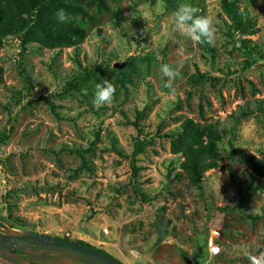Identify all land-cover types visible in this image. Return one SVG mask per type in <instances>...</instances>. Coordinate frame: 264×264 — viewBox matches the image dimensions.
<instances>
[{"label":"rangeland","instance_id":"374dc122","mask_svg":"<svg viewBox=\"0 0 264 264\" xmlns=\"http://www.w3.org/2000/svg\"><path fill=\"white\" fill-rule=\"evenodd\" d=\"M182 4L213 18V45L175 30ZM38 26L0 36L3 228L121 264L264 254V0H60ZM104 80L116 92L97 108Z\"/></svg>","mask_w":264,"mask_h":264},{"label":"water","instance_id":"95a60500","mask_svg":"<svg viewBox=\"0 0 264 264\" xmlns=\"http://www.w3.org/2000/svg\"><path fill=\"white\" fill-rule=\"evenodd\" d=\"M0 264H121L58 237L0 227Z\"/></svg>","mask_w":264,"mask_h":264},{"label":"clouds","instance_id":"9594fccd","mask_svg":"<svg viewBox=\"0 0 264 264\" xmlns=\"http://www.w3.org/2000/svg\"><path fill=\"white\" fill-rule=\"evenodd\" d=\"M199 9L189 5L182 4L172 15V21L175 30L186 35L191 40L197 43H206L213 45L217 39V29L212 17L199 16L197 12ZM56 19L60 23H67L71 21V16L64 10L59 9L56 12ZM125 23L123 25H128ZM164 77L168 78L169 82L175 80L179 76V70H174L170 65L163 64L160 68ZM87 95V90H83ZM116 88L111 81L104 80L102 84L96 85V93L93 99V104L97 108L110 105L113 103ZM170 94L175 95L176 90L170 88ZM216 254H219L221 249L217 246L212 249ZM251 264H264V254L259 257L250 256Z\"/></svg>","mask_w":264,"mask_h":264},{"label":"trees","instance_id":"16d2710c","mask_svg":"<svg viewBox=\"0 0 264 264\" xmlns=\"http://www.w3.org/2000/svg\"><path fill=\"white\" fill-rule=\"evenodd\" d=\"M7 1L8 5H10L11 3L14 5L13 8H6L8 6L4 4H6ZM58 1L60 0H5L3 1V4L0 1V36L5 33L15 32L17 36L22 40V42H25L30 34L35 31L41 30V27L39 28L38 25L40 24L41 26V20L43 16L48 13L50 7L56 8L58 6ZM227 12L233 24L237 25L239 29L243 28L244 32H248V29L246 27L247 25H242L239 17L235 12H233L229 8H227ZM20 13L28 15L29 19L25 21L20 17L17 18L16 16ZM147 144L148 143L142 139L136 140L134 153H138L142 148L147 146ZM12 225L13 224H11V226ZM0 227H3L2 223H0ZM12 227H14V225ZM61 239L71 241L66 237H63ZM71 242L100 252L99 250L94 249L85 242Z\"/></svg>","mask_w":264,"mask_h":264}]
</instances>
